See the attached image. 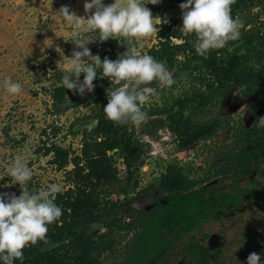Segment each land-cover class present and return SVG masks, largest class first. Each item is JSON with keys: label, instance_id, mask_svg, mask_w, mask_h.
<instances>
[{"label": "rangeland", "instance_id": "1", "mask_svg": "<svg viewBox=\"0 0 264 264\" xmlns=\"http://www.w3.org/2000/svg\"><path fill=\"white\" fill-rule=\"evenodd\" d=\"M112 2L104 0L105 4ZM84 3L85 0H0V192L18 196L25 188L36 192L52 183L60 184L62 190L69 186L67 171L72 164L58 168L48 147L55 143L69 149L71 155L78 153L96 121L92 112L94 104L85 100L87 91L83 96L74 92L66 95L65 102L57 107L67 108L54 113L55 73L66 70L68 58L75 49L70 26L61 20L58 11L67 5L86 19L91 13H85ZM181 3L184 0H160L146 7L154 17L169 25L182 14ZM256 11L258 7L252 9V13ZM260 19H264V13ZM174 27L181 29L182 23ZM156 35L136 39L138 54H144L157 43ZM128 46L129 38L123 37L97 40L88 45L93 54L101 57L119 56ZM168 69L175 80L172 86L164 87L155 80L140 86L152 90L147 92L151 98L145 106L164 108L166 114L175 110L176 100L196 85L185 70L175 66ZM7 77L21 83V93L12 95L6 91L3 81ZM101 79L108 85L107 93L128 83L117 84L103 76ZM132 87L129 85L130 90ZM237 92L238 88L231 89L216 105L196 115L202 122L218 118L219 124L213 135L191 148L179 149L175 134L165 123L151 122L155 117L163 118L165 113L148 116L140 124L126 121L135 137L150 146L144 162L129 182L125 180L126 169L122 168L121 157L115 155L117 177L121 181L106 187L108 201L123 204L129 200L136 210L152 209L151 197H137V193L162 176L173 174L185 179L190 189L201 187L207 194L219 193L220 199L192 231L182 235L164 230L153 246L140 248L127 263L124 260L130 252L127 245L140 228L116 232L114 246L94 254V263L246 264L252 252L264 259V158L251 153L252 146L239 145L236 141L241 130L254 127L264 117V91L250 97L236 96ZM236 151L244 152L245 156L229 157ZM16 158L32 169L31 180L26 184L19 185L8 175ZM227 166L233 171L225 174ZM227 194L230 197L225 200ZM222 200L226 204L222 205ZM90 230L103 232L104 227L93 224Z\"/></svg>", "mask_w": 264, "mask_h": 264}, {"label": "trees", "instance_id": "2", "mask_svg": "<svg viewBox=\"0 0 264 264\" xmlns=\"http://www.w3.org/2000/svg\"><path fill=\"white\" fill-rule=\"evenodd\" d=\"M255 7L259 11L252 13ZM263 11L264 0H234L231 14L242 22L240 38L229 41L222 49L210 50L207 56L196 54L194 34L185 35L174 27L182 23V14L171 24L162 23L160 26L157 43L144 54L164 62L167 67L185 70L196 85L191 92L180 96L175 102L176 109L167 114L164 108L145 105L143 108L147 117L165 113L163 118L155 117L151 122L165 123L175 134L179 149L191 148L215 133L218 118L202 122L196 119V115L216 105L231 89L238 88L236 96L241 97L255 96L264 91V19H260ZM104 57L111 60L118 58L106 54L101 59ZM64 71L57 70L54 77V113L67 108L58 109L57 106L65 102L66 95L74 92L59 83ZM83 75L81 73L80 79ZM93 84L94 90L87 94L85 100L94 104L92 112L96 123L84 137L79 152L71 155L69 149L55 143L48 147L58 168L72 164L67 171L69 186L55 198L63 214L49 225L46 240L23 249V264H96L94 254L114 246L116 232L138 227L140 229L127 245V251H130L124 258L127 263L135 258L140 248L153 246L164 230L182 235L192 231L220 199L219 193L212 192L210 195L201 187L190 189L185 179L173 174L162 176L137 193V197H151L154 201L152 209L136 210L129 200L123 204L108 201L106 187L121 181L117 177L115 155L123 159L125 180L129 182L144 162L150 145L135 137L129 122L118 123L106 118L103 107L108 102V85L101 76ZM236 141L239 145L252 146L251 153L264 158V127H258V123L250 129L241 130ZM239 154L245 156L244 152L236 151L229 157ZM232 171L227 166L223 172L228 174ZM226 196L225 200L230 197L229 194ZM223 202L226 204L222 200V205ZM93 224H100L104 231H91Z\"/></svg>", "mask_w": 264, "mask_h": 264}, {"label": "clouds", "instance_id": "3", "mask_svg": "<svg viewBox=\"0 0 264 264\" xmlns=\"http://www.w3.org/2000/svg\"><path fill=\"white\" fill-rule=\"evenodd\" d=\"M160 0H85L83 5L87 18L78 16L69 6L59 9L60 18L70 26V39L75 45L67 68L59 83L75 94L83 96L93 92V81L98 76L108 77L124 87L108 94V102L103 107L106 118L118 123L131 121L140 124L146 121L147 112L143 106L150 95L141 85L158 81L164 87L175 83L171 71L162 61L149 54H138L136 39L148 38L159 31L162 23L154 17L146 4L156 5ZM234 0H185L179 5L182 10L181 31L185 35L194 34V48L197 55L207 56L210 50L222 49L229 41L240 38L242 22L231 14ZM94 10V11H93ZM129 38V46L117 59H101L88 47L95 41L109 38ZM83 73V79H80ZM102 73V75L100 74ZM129 85L133 87L129 88ZM3 87L9 94L22 92L21 83L11 77L5 78ZM264 127V117L258 121ZM9 176L15 183L26 184L31 180L32 169L21 159L16 158L10 168ZM62 192L58 183L31 192L26 188L15 193L0 192V264H23V249L46 240L49 225L63 214L62 207L55 202L56 194ZM246 264H264L261 254L252 252Z\"/></svg>", "mask_w": 264, "mask_h": 264}, {"label": "built area", "instance_id": "4", "mask_svg": "<svg viewBox=\"0 0 264 264\" xmlns=\"http://www.w3.org/2000/svg\"><path fill=\"white\" fill-rule=\"evenodd\" d=\"M121 160V164H122V168H125V165H124V163H123V159L122 158H120Z\"/></svg>", "mask_w": 264, "mask_h": 264}]
</instances>
